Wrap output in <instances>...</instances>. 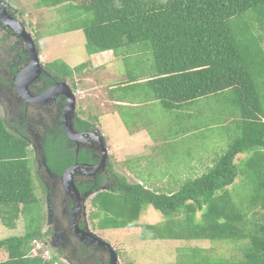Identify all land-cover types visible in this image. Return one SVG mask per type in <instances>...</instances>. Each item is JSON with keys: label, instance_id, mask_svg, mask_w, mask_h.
I'll list each match as a JSON object with an SVG mask.
<instances>
[{"label": "trees", "instance_id": "trees-1", "mask_svg": "<svg viewBox=\"0 0 264 264\" xmlns=\"http://www.w3.org/2000/svg\"><path fill=\"white\" fill-rule=\"evenodd\" d=\"M60 6L80 13L75 26L65 32L82 31L87 56L112 52L117 58L128 57L129 49L138 45L148 50L153 58L148 84L163 109L177 112L202 98H227L221 125L227 128L229 141L210 168L195 179L172 180L177 189L168 193L122 177L115 190L99 193L91 201L89 220L96 221L95 230L136 229L143 241H246L242 259H215L190 249L181 263L264 264V0H37L35 4L37 9ZM51 67L78 90L73 77L86 65L71 69L56 62ZM46 153L49 168L56 173L70 164L62 151L50 148ZM243 154L246 157L238 159ZM29 163L27 144L0 118V221L9 229L20 215L27 221L23 236L0 241V264L53 263L32 255L33 243L42 242L43 236L42 207L34 194ZM148 207L163 216L161 225L139 223Z\"/></svg>", "mask_w": 264, "mask_h": 264}, {"label": "rangeland", "instance_id": "rangeland-1", "mask_svg": "<svg viewBox=\"0 0 264 264\" xmlns=\"http://www.w3.org/2000/svg\"><path fill=\"white\" fill-rule=\"evenodd\" d=\"M8 2L22 15L26 30L33 39L38 41L41 52L40 54L38 53V55L42 65L47 62H64L69 67H73V69L81 65L88 66L83 33L80 31L78 34H71L70 32L69 35V33L65 32V30H70L75 26L74 21L78 18L77 16H80L78 11L73 10L71 7L66 9V6H60L54 9H37L35 7L37 0H8ZM129 50V59L123 61L117 60V66L114 67V70L111 71L109 69V74L116 72L118 75L117 79L119 78V81H116L117 83L126 80L138 81L139 78L146 77L148 73L151 72L150 70L153 64L152 54L140 45L131 47ZM88 72L89 74H94L92 71ZM78 78L80 77L75 75L73 81L78 91L80 89L83 93L84 89L81 86L82 81L81 79L77 81ZM103 78L107 80V74H103ZM68 83L70 85L72 81L69 80ZM93 87L94 86H91L89 88ZM105 90H107V87L98 86L93 94H86L84 96L81 95L82 93L77 95V91H75V97L79 103L78 105L81 108L83 107L85 115L89 114L93 117H95V115L101 117L102 112H107L105 108H102L103 111H101V113H96V103L99 100V94H102V97H106L104 93ZM115 93L117 95V92ZM138 95L145 97L144 91L142 90L132 94L131 97L134 98ZM126 96H129V94H126ZM152 107L153 110L151 108L149 110L146 109L142 115H140V110H134V112L137 113L135 114L137 115L136 119L141 122L142 118L143 121L146 122L145 124H148L147 128L150 131H153L156 126L167 128L166 132L168 137L166 141L169 143L165 147L162 164L153 166L150 163L145 166L147 175H150L146 176V178L150 181L143 182L142 184L153 191L168 193L172 188L177 189V186H172L174 183L172 180H181V182H184V178L188 180L200 177L204 174L205 167L211 166L212 162L209 163V161L219 157L227 149V143L229 141L227 140V128L221 125L222 119L226 118L225 115H227V98H220V96L202 98L196 101L194 105L180 109L177 112L159 108L158 105ZM0 118L2 119L1 105ZM130 120H132L131 117L126 116V121L130 122ZM101 125L102 135L105 136L104 139L106 143L113 148L116 155L120 154L117 152V148L124 147V142L126 140L122 126L120 124L119 126L117 122L112 123L110 117L103 120ZM142 139L148 141L145 137H142ZM145 144L149 147L148 142ZM146 146H144V148L143 146H137L132 149L130 147L129 153L134 156L139 154L144 155L148 152ZM125 148L127 149V147ZM196 157L201 159L202 164L199 166L194 163L193 166L195 167V171L193 174L189 176L186 175L187 177L182 176L183 172L185 174L186 170H189L193 159ZM245 157L246 156L243 154L239 156L238 159H244ZM28 160L30 162L29 171L34 194L40 200L42 207L40 216L41 222L39 225V230L41 231L46 226V206L48 205L46 198L48 199L49 193L46 183L47 178L44 177L45 174L42 168L38 169L36 161L33 160V154L30 148H28ZM113 167L116 181L125 177L122 167L117 166L116 163L113 164ZM156 178H158L157 181H155ZM160 178H163V180H160ZM37 180L41 182L42 189ZM105 183L108 187L111 184L109 181ZM130 183L140 184L135 178L131 180ZM169 184H171V186H168ZM105 187L107 186L105 185ZM180 187L179 185L178 189ZM112 188L113 185L111 184L107 190L103 189V191H105L104 193H110L109 191L113 190ZM90 199L91 198L85 202L86 219L88 214L92 211V208L89 207ZM1 209L2 208H0V214L3 212ZM31 213H33L34 217H37L36 211L33 210ZM88 221L89 231L110 244L113 250L118 254L119 264H127L126 260H129L131 264H183L181 261L187 259L185 254L190 249L201 251L202 253L200 252L199 254L202 256L236 261L242 259L244 250L247 247L246 241L238 243L227 241L215 243L209 241H143L140 237L139 230L115 229L97 231L93 226L96 221ZM163 222V216L152 207L143 210L139 221L140 224L150 225H161ZM26 224L27 221L24 219L23 215L18 217L14 229L5 227L0 221V241L11 237L23 236L25 233V226L27 227ZM47 249L49 250L48 247ZM33 255H38L36 250L33 252ZM2 257V251H0V261ZM190 262L191 261L188 260L184 264H191Z\"/></svg>", "mask_w": 264, "mask_h": 264}, {"label": "flooded vegetation", "instance_id": "flooded-vegetation-1", "mask_svg": "<svg viewBox=\"0 0 264 264\" xmlns=\"http://www.w3.org/2000/svg\"><path fill=\"white\" fill-rule=\"evenodd\" d=\"M17 25L29 34L22 15L8 0H0L2 122L11 134L25 141L38 169L42 168L47 178L49 208L47 205L42 239L58 264H108L111 252L115 250L112 247L106 250L97 241L92 244L94 237L88 229L89 214L86 219L85 202L91 198L89 207L92 208L91 201L105 192L103 189L107 190L111 184L112 189H116L120 179L116 181L113 173L114 152L102 137L94 117L85 115L83 107L78 105L75 91L77 95L79 91L69 85L70 79L58 76L51 67L54 62L40 63L33 80L20 79L31 59L23 37L16 30ZM31 40L40 54L38 41L32 37ZM68 91L75 97L73 107L71 99L68 101L67 98ZM50 148L62 151L68 157L70 164L61 174L49 168L46 150ZM74 166L77 169L65 180L64 173ZM69 180L80 200L85 199L84 202L78 199L75 208L77 196L71 191ZM37 181L42 189L41 182ZM106 181L111 183L109 187ZM116 256L119 264L117 253Z\"/></svg>", "mask_w": 264, "mask_h": 264}, {"label": "crops", "instance_id": "crops-1", "mask_svg": "<svg viewBox=\"0 0 264 264\" xmlns=\"http://www.w3.org/2000/svg\"><path fill=\"white\" fill-rule=\"evenodd\" d=\"M78 33H80V31L71 32V34ZM126 59L129 58L126 56L117 58L113 55L112 52H104L101 54L92 55L90 57L87 56L86 60H88V66L83 70L82 74L77 73L75 75L77 77H80L77 79V81L79 79H81L82 81L81 86L83 87L84 91L82 93V91L79 89V93H82L81 95L83 96L86 94H93L96 90V87L98 86L107 87V90H105L104 92L106 97H102V94H99V100L96 103V113H101V111H103L102 108H105L107 112H102L101 117L95 115L94 120L99 125V131L101 133H103L101 124L103 123V120H106L108 117L111 118L112 123L117 122L118 125L120 124L122 126L126 140L124 142V147L122 146L119 149L117 148V152H119L120 154L116 155L113 148L109 145L115 155L114 161L117 166L122 167L123 172L125 173V178L128 180V182L134 180L135 178L138 183L142 184L143 182L150 181L146 178V176L150 175H147V169L145 168V166L149 165L150 163L153 166L162 164V161L164 160L163 153L166 145L169 143L168 141H166L168 134L166 132L167 128L160 126H156L153 131H150L147 128L148 124H145L146 122H144L142 118L141 122L137 121V115H135L137 113L134 112V110H140V115H142L144 113V110L146 109L149 110L151 108L153 110L152 106L158 105L159 108H162L159 101L153 99L150 90L151 88L148 84L151 79L150 77L152 76V73L149 72L146 77L139 78L138 81L131 80L134 81L132 83L129 82L130 80L117 83L116 81H119V78L117 79L118 75L116 74V72L112 74L108 73L109 69L113 71L114 67L117 66V60L123 61ZM70 68L73 69V67ZM88 71H92L94 72V74H88L87 76L83 77L82 75ZM103 74H107V80L106 78H103ZM90 83H93L94 85ZM91 86L94 87L89 88ZM141 90L144 91L145 97L139 95L134 98L131 97L132 94L137 93ZM115 92H117V95ZM126 94H129V96H126ZM126 116L131 117L132 120H130V122L126 121ZM102 137L105 138V136L103 135ZM142 137H145L146 139H148V141L143 140ZM147 142L149 144V147L145 144ZM137 146H143V148L144 146H146L148 152L144 155H131L129 153V148L131 147L132 149ZM125 147H127V149ZM201 162L202 161L199 157L194 158L189 170H186L185 174L183 172L182 176L187 177L189 175H192L195 171V167L193 166V164L195 163L200 166V164H202ZM209 163H211V161H209ZM209 167L210 166L205 167V171ZM161 179L163 180V178H160V180ZM185 179L186 178H184L183 180L185 181ZM157 180L158 178L155 179V181Z\"/></svg>", "mask_w": 264, "mask_h": 264}, {"label": "water", "instance_id": "water-1", "mask_svg": "<svg viewBox=\"0 0 264 264\" xmlns=\"http://www.w3.org/2000/svg\"><path fill=\"white\" fill-rule=\"evenodd\" d=\"M18 29L17 32L20 33V35L23 37L24 41H25V44H26V47H27V51H28V54L30 55V59H31V64L30 66L26 69V71H24V73L22 74L21 78L20 76L18 77V80L19 78L22 79H26L27 80H33L37 73L39 72V64H40V61H39V56H38V52H37V49H36V46H35V43L31 40V35L27 34L25 32L24 29H22L19 25H17ZM27 83V82H26ZM67 98H68V101L71 99V104H72V107H73V104L75 102V97L71 94L70 91H68L67 93ZM68 130H71V127H69ZM69 132V131H67ZM100 141H102L101 137H100ZM77 169V166H74L72 168H70L69 170H67L65 173H64V179H69V176L71 173L74 172V170ZM70 183V186H71V191L74 192V194L77 196L76 198V201H75V204L73 206V208H75L78 204V199L80 202H84L85 199H81L78 197V193L76 191V188L74 186H72V183L71 181L69 180L68 184ZM69 189V187H68ZM92 235V234H91ZM94 237V240L92 239V244H95V241H97L99 245H101L104 249L106 250H111V245L108 244L107 242L103 241L101 238L95 236L94 234L92 235ZM108 264H117V256H116V253L115 252H111V259H110V262Z\"/></svg>", "mask_w": 264, "mask_h": 264}, {"label": "clouds", "instance_id": "clouds-1", "mask_svg": "<svg viewBox=\"0 0 264 264\" xmlns=\"http://www.w3.org/2000/svg\"><path fill=\"white\" fill-rule=\"evenodd\" d=\"M71 32H75V31H71ZM38 45H39V43H38ZM33 245H34V249L32 250V255H33V252L36 250L38 255L40 257H42L45 261H47V262L52 261L53 262L52 264H58L55 260L52 259L51 255L49 253V250L47 249V246L45 245L44 241H42V242L35 241L33 243ZM39 252H41V253H39Z\"/></svg>", "mask_w": 264, "mask_h": 264}]
</instances>
